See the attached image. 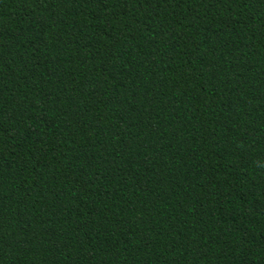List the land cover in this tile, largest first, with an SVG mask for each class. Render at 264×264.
I'll return each mask as SVG.
<instances>
[{
    "label": "trees",
    "instance_id": "1",
    "mask_svg": "<svg viewBox=\"0 0 264 264\" xmlns=\"http://www.w3.org/2000/svg\"><path fill=\"white\" fill-rule=\"evenodd\" d=\"M0 264H264V0H0Z\"/></svg>",
    "mask_w": 264,
    "mask_h": 264
}]
</instances>
